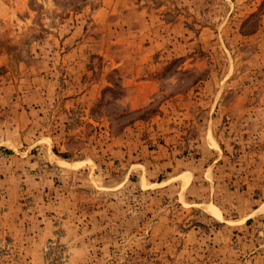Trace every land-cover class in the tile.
Masks as SVG:
<instances>
[{"label": "rangeland", "instance_id": "374dc122", "mask_svg": "<svg viewBox=\"0 0 264 264\" xmlns=\"http://www.w3.org/2000/svg\"><path fill=\"white\" fill-rule=\"evenodd\" d=\"M0 264H264V0H0Z\"/></svg>", "mask_w": 264, "mask_h": 264}, {"label": "bare ground", "instance_id": "6f19581e", "mask_svg": "<svg viewBox=\"0 0 264 264\" xmlns=\"http://www.w3.org/2000/svg\"><path fill=\"white\" fill-rule=\"evenodd\" d=\"M217 213V212H216Z\"/></svg>", "mask_w": 264, "mask_h": 264}]
</instances>
